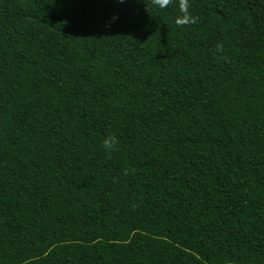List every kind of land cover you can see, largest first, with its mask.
I'll list each match as a JSON object with an SVG mask.
<instances>
[{
	"label": "trees",
	"instance_id": "trees-1",
	"mask_svg": "<svg viewBox=\"0 0 264 264\" xmlns=\"http://www.w3.org/2000/svg\"><path fill=\"white\" fill-rule=\"evenodd\" d=\"M161 3L0 0V264H264V0Z\"/></svg>",
	"mask_w": 264,
	"mask_h": 264
},
{
	"label": "clouds",
	"instance_id": "clouds-1",
	"mask_svg": "<svg viewBox=\"0 0 264 264\" xmlns=\"http://www.w3.org/2000/svg\"><path fill=\"white\" fill-rule=\"evenodd\" d=\"M167 2H168V0H162V3H161V6H163L164 4H167ZM184 6L182 5V8H183ZM178 23H186V22H188V20H187V17H185L184 19H182V20H178L177 21ZM108 142H106V144H107Z\"/></svg>",
	"mask_w": 264,
	"mask_h": 264
}]
</instances>
